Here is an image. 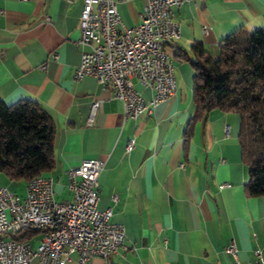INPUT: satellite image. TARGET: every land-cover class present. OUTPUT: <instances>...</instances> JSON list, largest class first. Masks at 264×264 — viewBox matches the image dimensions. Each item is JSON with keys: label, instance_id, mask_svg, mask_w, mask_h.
Returning a JSON list of instances; mask_svg holds the SVG:
<instances>
[{"label": "crops", "instance_id": "crops-1", "mask_svg": "<svg viewBox=\"0 0 264 264\" xmlns=\"http://www.w3.org/2000/svg\"><path fill=\"white\" fill-rule=\"evenodd\" d=\"M144 5L121 3L124 23H138ZM82 7L83 0H0V99H33L53 115L56 162L46 175L56 199L73 198L71 167L87 157L105 160L98 206H111L112 220L125 225V247L109 261L95 256L87 264H231L226 247L232 242L242 263H252L254 249L264 251V196L244 187L240 115L212 109L192 120L194 71L175 51L194 56L191 45L199 40L217 58L221 39L232 31L264 27V0H189L175 9L181 37L167 48L178 91L136 118H124L122 101L95 77L74 78ZM135 83L149 102L152 90ZM95 100L103 104L92 115ZM132 138L134 147L127 150ZM225 182L230 186L220 189ZM0 184L16 191V181L6 176ZM25 187L16 192L25 195Z\"/></svg>", "mask_w": 264, "mask_h": 264}, {"label": "built area", "instance_id": "built-area-1", "mask_svg": "<svg viewBox=\"0 0 264 264\" xmlns=\"http://www.w3.org/2000/svg\"><path fill=\"white\" fill-rule=\"evenodd\" d=\"M129 0H83L80 15L81 61L74 78L93 76L112 90V97L123 104L124 118H136L151 111L178 91L176 66L167 44L181 37V25L174 18L175 9L189 0H145L141 19L126 25L119 5ZM45 66L43 65L42 68ZM149 87L146 102L135 81ZM102 100L91 105L92 115L102 109ZM134 138L126 149L134 147ZM102 157H87L67 171L68 188L73 198L55 197L49 175H36L26 182L21 196L0 184V264H87L95 256L106 261L125 247L126 228L112 220L113 208H100L99 175L104 169ZM230 186L225 182L219 188ZM111 199L116 202L117 195ZM37 230L38 242L18 238L22 232ZM231 264H244L234 242L226 247ZM249 264H264V251L256 248ZM214 264H225L220 260Z\"/></svg>", "mask_w": 264, "mask_h": 264}, {"label": "trees", "instance_id": "trees-1", "mask_svg": "<svg viewBox=\"0 0 264 264\" xmlns=\"http://www.w3.org/2000/svg\"><path fill=\"white\" fill-rule=\"evenodd\" d=\"M191 50L194 56L183 48L175 56L188 60L194 71L192 120L212 109L239 113L238 139L248 169L244 187L249 195L264 196V27L232 31L221 39L217 58L199 40ZM56 127L53 115L36 100L8 104L0 99V172L27 181L51 171ZM36 233L25 231L18 238Z\"/></svg>", "mask_w": 264, "mask_h": 264}, {"label": "rangeland", "instance_id": "rangeland-1", "mask_svg": "<svg viewBox=\"0 0 264 264\" xmlns=\"http://www.w3.org/2000/svg\"><path fill=\"white\" fill-rule=\"evenodd\" d=\"M0 179H1V177H5L6 175L4 174V173H2V172H0ZM7 177V176H6ZM8 178V177H7ZM9 179V178H8ZM10 180V179H9ZM11 181V180H10ZM16 181V191L19 193V192H21V190H23V188H24V184L26 185V180H24V179H20V180H15ZM23 192V191H22ZM23 194V193H22Z\"/></svg>", "mask_w": 264, "mask_h": 264}]
</instances>
